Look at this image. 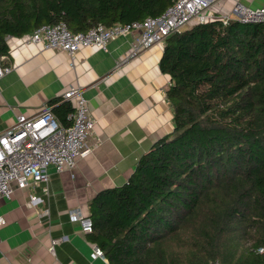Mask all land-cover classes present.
<instances>
[{
    "label": "trees",
    "instance_id": "obj_1",
    "mask_svg": "<svg viewBox=\"0 0 264 264\" xmlns=\"http://www.w3.org/2000/svg\"><path fill=\"white\" fill-rule=\"evenodd\" d=\"M174 1L0 0V55L42 25L85 32ZM160 68L174 129L90 201L91 238L110 264H264V20L194 21L167 37ZM48 104L71 124L74 101Z\"/></svg>",
    "mask_w": 264,
    "mask_h": 264
},
{
    "label": "crops",
    "instance_id": "obj_2",
    "mask_svg": "<svg viewBox=\"0 0 264 264\" xmlns=\"http://www.w3.org/2000/svg\"><path fill=\"white\" fill-rule=\"evenodd\" d=\"M224 0L215 9H230ZM256 7L263 0H244ZM219 9V10H218ZM216 11V12H217ZM138 32L111 40L107 50L83 46L72 58L67 52L8 36L7 63L11 72L0 79V132L18 114L40 112L71 86L85 89L95 119L88 139L93 151L73 169L49 168L48 192L42 186L0 197V264H110L92 258L96 242L71 219V211L89 215L90 201L102 190L126 183L139 158L174 129V110L166 92L171 77L160 60L165 43H157L135 57L131 41ZM31 194L41 197L29 204ZM53 239L54 254L49 251Z\"/></svg>",
    "mask_w": 264,
    "mask_h": 264
},
{
    "label": "built area",
    "instance_id": "obj_3",
    "mask_svg": "<svg viewBox=\"0 0 264 264\" xmlns=\"http://www.w3.org/2000/svg\"><path fill=\"white\" fill-rule=\"evenodd\" d=\"M224 0H175L158 16H148L143 20L105 26L98 24L85 32H72L65 22L46 24L26 36L29 43L42 44L44 48L67 52L74 64V55L83 46H97L107 50L111 40L138 32L131 41V52L124 59L129 60L157 43H165L168 36L181 32L192 22H204L219 18L224 24L232 20L242 23L264 20V5L253 7L236 0L227 12H218ZM217 11V12H216ZM7 55H0V79L11 72ZM61 98L75 102V110L68 115L71 124L64 127L45 104L37 114H18L14 124L0 132V197L11 198L17 190L42 186L49 191V168L58 172L73 169L77 160L87 157L93 151L88 139L94 130L90 102L85 89L80 86L67 88ZM42 202L40 196L31 194L29 204ZM71 219L80 223L83 231L93 232V220L78 210L71 211ZM5 219L0 216V226ZM61 239H53L49 251L54 254L55 244ZM262 252L263 248H259ZM92 258H105L103 250L94 245ZM209 264H225L212 261Z\"/></svg>",
    "mask_w": 264,
    "mask_h": 264
},
{
    "label": "rangeland",
    "instance_id": "obj_4",
    "mask_svg": "<svg viewBox=\"0 0 264 264\" xmlns=\"http://www.w3.org/2000/svg\"><path fill=\"white\" fill-rule=\"evenodd\" d=\"M241 1H242V3L247 4L246 2H244V0H241ZM263 1H264V0H263ZM235 2H236V0L234 1V3H235ZM248 5H249V4H248ZM231 8H232V7H231ZM231 8H230V9H231ZM230 9H224V8H223V9H220V13H221V12H227V11H229ZM218 10H219V9H218Z\"/></svg>",
    "mask_w": 264,
    "mask_h": 264
}]
</instances>
